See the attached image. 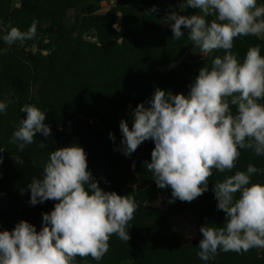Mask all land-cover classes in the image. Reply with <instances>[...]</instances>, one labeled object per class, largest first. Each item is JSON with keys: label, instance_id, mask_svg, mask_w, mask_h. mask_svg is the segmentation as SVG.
Instances as JSON below:
<instances>
[{"label": "trees", "instance_id": "16d2710c", "mask_svg": "<svg viewBox=\"0 0 264 264\" xmlns=\"http://www.w3.org/2000/svg\"><path fill=\"white\" fill-rule=\"evenodd\" d=\"M105 3L111 6L98 14ZM153 7L157 11L149 14ZM160 8L158 0H0V49H8L0 52V102L8 105L0 113V231H11L21 220L41 229L42 215L57 201L31 205L28 185L42 178L51 152L75 143L87 153L88 170L102 189L131 195L138 205L129 222V241L112 235L100 261L77 256L76 264H264V248L219 251L209 261L197 256L199 228L223 226L225 220L217 209L215 182L253 164L262 171L253 174L252 182L264 184V156L241 149L236 167L225 173L214 170L203 195L192 202L169 203L171 188L157 187L144 164L151 161L154 141H144L130 156L117 150L123 139L119 124L124 120L131 129L138 104L147 107L157 88L187 95L199 70L224 55L223 50L201 53L188 39L187 29L174 39ZM34 19L39 21L34 39L4 43L9 24L27 31ZM256 45L264 56V39L256 36L234 39L232 51L242 63ZM185 53L175 69L162 72ZM25 104L45 112L52 135L38 133L19 151L9 140L26 116L20 111ZM41 142L46 147H40ZM189 217L196 218V227L178 232L174 225Z\"/></svg>", "mask_w": 264, "mask_h": 264}, {"label": "clouds", "instance_id": "9594fccd", "mask_svg": "<svg viewBox=\"0 0 264 264\" xmlns=\"http://www.w3.org/2000/svg\"><path fill=\"white\" fill-rule=\"evenodd\" d=\"M198 9L194 15L175 11L163 22L179 40L187 29L188 39L203 54L223 50L210 65L199 70L187 95L157 88L146 107L136 106L129 128L121 120V147L130 156L146 140L154 141L151 161L144 164L157 187L171 188V199L192 202L208 190L215 173L231 172L241 149L264 156V56L259 45L250 47L241 63L234 53V39L264 36V3L257 0H184L180 10ZM153 7L149 14L156 12ZM212 17L209 21L207 18ZM39 21L27 31L8 25L2 36L11 46L34 39ZM8 49H0L7 53ZM8 105L0 102V113ZM235 108V112H233ZM19 121L9 143L23 151L37 134L52 135L46 114L32 104L20 109ZM110 139L115 136L109 133ZM40 147H46L41 142ZM4 149L0 148V152ZM17 163L23 161L16 157ZM3 157L0 156V163ZM262 169L253 164L215 182L217 209L225 213L223 226L202 225L197 256L214 260L219 251L248 252L264 248V184L253 183V174ZM30 204L57 201L50 213L42 215V227L21 220L11 231H0V264H76V257L100 261L109 250L112 235L127 242L128 228L138 208L131 195L105 191L88 170L87 153L78 144L50 153L42 178L28 185ZM239 193V197L236 194Z\"/></svg>", "mask_w": 264, "mask_h": 264}, {"label": "rangeland", "instance_id": "374dc122", "mask_svg": "<svg viewBox=\"0 0 264 264\" xmlns=\"http://www.w3.org/2000/svg\"><path fill=\"white\" fill-rule=\"evenodd\" d=\"M160 2L161 5V14L162 17L164 19L165 16H167L170 12L175 11L180 15H194L198 13V9H194L191 7H188L186 9H184L183 11L180 10V4L182 2H184V0H158ZM111 6V4H102L101 6H99L100 10L98 12V14H105L107 12V10L109 9V7ZM164 26L166 27H170L168 24L164 23ZM261 39H264V36L260 37ZM120 147H121V143H120ZM196 218L195 217H189L185 220H183L182 222H177L174 227L175 229L181 233V230L185 229V228H195L196 227Z\"/></svg>", "mask_w": 264, "mask_h": 264}, {"label": "water", "instance_id": "95a60500", "mask_svg": "<svg viewBox=\"0 0 264 264\" xmlns=\"http://www.w3.org/2000/svg\"><path fill=\"white\" fill-rule=\"evenodd\" d=\"M263 0H257L258 4L261 3ZM188 53H185L182 57H180L178 60H176L175 62H173L171 65L166 66V67H162V72L164 74L169 73L170 71H172L173 69H175L183 60L184 58L187 56Z\"/></svg>", "mask_w": 264, "mask_h": 264}]
</instances>
